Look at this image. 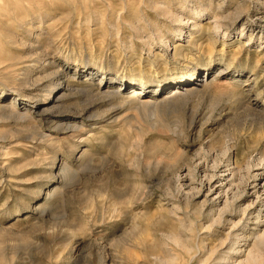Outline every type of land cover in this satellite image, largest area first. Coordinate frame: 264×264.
Here are the masks:
<instances>
[{
	"label": "rangeland",
	"instance_id": "374dc122",
	"mask_svg": "<svg viewBox=\"0 0 264 264\" xmlns=\"http://www.w3.org/2000/svg\"><path fill=\"white\" fill-rule=\"evenodd\" d=\"M0 108V264H264V0H0Z\"/></svg>",
	"mask_w": 264,
	"mask_h": 264
},
{
	"label": "bare ground",
	"instance_id": "6f19581e",
	"mask_svg": "<svg viewBox=\"0 0 264 264\" xmlns=\"http://www.w3.org/2000/svg\"><path fill=\"white\" fill-rule=\"evenodd\" d=\"M220 27H217L216 29L218 30ZM196 74H197V71L195 70L194 72H192L189 76H191V78L189 79L188 78V76L187 75H184V76H181V78L180 79H178L177 81H175L174 83H172L171 85L172 86H177L179 89H177V90H174L173 92H175V91H182V90H186V91H189V90H191L192 88H194V86L195 85H197L198 83H199V79H196ZM203 81V80H202ZM185 83H188L186 86H184V84ZM109 85V84H108ZM133 86H138V88H137V92H139V91H141L142 90V87H143V84H141V82H138V83H135V84H131V87H133ZM67 88V87H66ZM128 88V87H127ZM105 89H109L108 87H105ZM67 90L68 91H71V88H67ZM72 93H74V91L72 90L71 91ZM80 93H86L84 90H82ZM137 94V93H136ZM103 94L102 93H100V96H102ZM155 96H158L157 94H154V96H153V98L155 97ZM156 102V101H155ZM7 108H11L10 106H7ZM0 110H1V108H0ZM47 110V109H46ZM49 111V110H48ZM81 115H79V117H80ZM83 116H84V113H83ZM82 117V116H81ZM83 118H85V117H83ZM82 118V119H83ZM90 118V117H89ZM72 126V125H71ZM74 126V125H73ZM72 128V127H71ZM71 128H70V130H71ZM78 128V127H77ZM68 129H69V127H68ZM73 129V128H72ZM255 180V179H254ZM258 180H256V182H257ZM255 182V181H254ZM255 185V184H254ZM260 185V183L259 184H257V189H258V186ZM257 189H255L256 190V192L258 193V195L259 194H262V195H264V186L262 187L261 186V188H260V190H257ZM256 192H254V193H256ZM257 195V196H258ZM264 198V197H263ZM263 198L262 197H260V201L259 202H261V204L262 203H264V200H263ZM259 199V198H258ZM259 216V215H258ZM248 261V260H247ZM247 261H242L243 262V264L245 263V262H247ZM253 261V260H252ZM240 264H241V262H240Z\"/></svg>",
	"mask_w": 264,
	"mask_h": 264
}]
</instances>
